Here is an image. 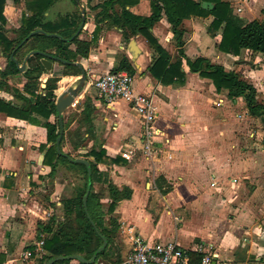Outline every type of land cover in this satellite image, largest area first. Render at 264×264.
I'll use <instances>...</instances> for the list:
<instances>
[{
  "label": "crops",
  "instance_id": "0c3cea01",
  "mask_svg": "<svg viewBox=\"0 0 264 264\" xmlns=\"http://www.w3.org/2000/svg\"><path fill=\"white\" fill-rule=\"evenodd\" d=\"M74 1L76 4L56 0L47 15L58 20L79 10L82 21L80 7ZM78 1L85 10V24L78 38L91 41L98 12L92 8L105 0ZM151 1L140 0L131 11L149 16ZM223 1L243 23H264V0ZM11 6L14 11L25 10L24 3L15 5L13 0H7V23L13 18ZM212 20L207 17L183 21L184 55L191 61L205 58L235 72L255 88L258 102L264 104L263 55L246 49L239 55L220 51V31L216 36L209 32ZM20 25L21 19L17 20V28ZM99 27L97 43L92 45L89 56L76 59L81 66V70L77 67L79 75L61 77L55 95L74 87L81 71L85 72L83 89L75 99L76 105L69 109L79 117L70 121L67 110L63 122L73 131L79 127L81 112L90 105L94 111L82 122L84 144L77 155L92 149L104 150L107 157L120 161L115 165L100 164V175L94 181V190L103 195L104 204L109 202L108 185L131 190L130 198L120 200L111 215L119 224L116 255L123 260L132 248V239L140 237L149 244L175 242L193 261L201 258L198 250L202 248L219 255L225 264H264L261 119L249 115L242 98L233 101L226 90L217 92L211 80L190 72L185 62L183 86L160 83L149 73L156 54L145 38L136 35L126 40L117 27ZM151 33L175 62L176 41L164 15ZM122 57L134 69L135 93L150 96L157 111L155 126L161 138L152 159H146L141 150L140 115L124 101L108 104L92 93L93 80L114 70ZM36 132L37 128L27 122L0 114V264H39V259L24 261V251L39 240V225H45L53 216L62 220V196L69 182L60 174L47 177L51 168L43 165L46 150L40 151L34 138ZM168 187V192L162 193Z\"/></svg>",
  "mask_w": 264,
  "mask_h": 264
},
{
  "label": "trees",
  "instance_id": "16d2710c",
  "mask_svg": "<svg viewBox=\"0 0 264 264\" xmlns=\"http://www.w3.org/2000/svg\"><path fill=\"white\" fill-rule=\"evenodd\" d=\"M71 1L75 3L74 0ZM6 2L7 0H0V51L6 58L5 67L0 70V92L12 95V99L7 101L0 97V114L25 121L37 128L34 138L40 144V151L46 150L43 165L51 168L47 176L49 179L57 177L59 169L64 168L65 173L74 174L75 179L78 178L80 181L74 187L72 196L62 200V220L53 216L48 223L38 226L37 238L44 236V254L39 259V264H46L57 256L80 255L89 260L102 246L103 238L107 241V247L97 256L94 264H120L122 261L115 251L119 224L111 215L120 200L130 198L131 190L127 188L119 190L113 185H108L106 190L109 202L106 204L102 203L103 195L94 190V181L100 175L99 165H115L120 161L107 157L104 150L92 149L83 155L75 157L72 155V152L76 153L84 144L81 125L94 111L90 105H86L81 112L79 127L73 131L68 130L69 124L64 122V134L59 148L62 153L67 154V157L58 154L56 147V140L60 134L55 106L58 83L61 77L79 75L80 71L74 63L79 56L82 58L89 56L92 45L97 43L101 24L121 29L126 40L136 35L145 38L156 54L149 73L160 83L183 86L186 79V73L183 70L185 62L190 72L211 80L217 92L226 90L227 97L233 101L242 98L249 115L260 118L264 125V104L258 102L256 90L252 85L235 72L226 71L219 65L211 64L205 58L191 61L183 52L184 31L181 29L183 21L191 18L212 17L209 32L216 36V33L220 31V51L239 55L241 50L246 49L262 54L264 58V23L257 20L243 23L232 14L229 3L223 0H152L151 14L146 17L131 11L140 0H105L92 8L93 11L98 12L94 17L96 28L91 41L80 40L78 37L69 41L79 27L81 15L77 10L75 15L60 16L58 20L49 17L47 14L56 0H13L15 5L24 3L25 10L22 13L21 25L12 31L14 36L12 39L5 32ZM163 15L170 24L176 41L178 58L175 62L151 33V29ZM37 30H42L45 34L30 36ZM50 35H57L60 38ZM33 51L39 54L30 57L26 70L21 73L11 57L22 64L25 57ZM45 55L51 56L49 60L56 66L49 73L41 63ZM119 71H126L131 76L134 74L132 65L124 57L112 70V72ZM18 76L24 79L23 83H19L22 88L12 87L9 84L10 79ZM66 146H70L71 151L67 150ZM68 158H83L91 165V190L86 207L83 199L89 183L87 169L85 165L72 163ZM168 190L169 187L162 193ZM197 261L199 260L193 262ZM54 264L84 263L68 259Z\"/></svg>",
  "mask_w": 264,
  "mask_h": 264
},
{
  "label": "built area",
  "instance_id": "2783aa9c",
  "mask_svg": "<svg viewBox=\"0 0 264 264\" xmlns=\"http://www.w3.org/2000/svg\"><path fill=\"white\" fill-rule=\"evenodd\" d=\"M91 87L96 94L106 103L124 101L131 109L137 112L141 118L140 143L141 150L146 159H152L156 150L158 139L161 138L159 129L155 126L157 111L153 106L152 98L136 94L133 89V77L126 71L107 72L101 77L94 79ZM74 103L72 106L74 107ZM164 144L167 140H162ZM44 236L23 253V260L30 261L41 259L44 254ZM197 262H193L191 256L177 243L156 242L149 244L140 237L132 239V248L120 264H225L219 255L213 252H204Z\"/></svg>",
  "mask_w": 264,
  "mask_h": 264
},
{
  "label": "water",
  "instance_id": "95a60500",
  "mask_svg": "<svg viewBox=\"0 0 264 264\" xmlns=\"http://www.w3.org/2000/svg\"><path fill=\"white\" fill-rule=\"evenodd\" d=\"M76 2L78 3V5L80 7V10H81V13H82V21H81V24L79 25V28L77 29L76 33L74 34V36L71 39H69V41H72L75 37H78L80 35V33L82 31V28H83V26L85 24V16H84L85 10L79 4V1L78 0H76ZM35 34H42L43 35L45 33L42 30H37V31H34L33 33H31L30 36H33ZM50 36L51 37L55 36V37L60 38L57 35H50ZM24 42L25 41H23V43ZM37 54H39V53L36 52V51L30 52L25 57V59L22 62V64H19V62L14 57H11V59L15 63L17 69L20 72H24L26 70L27 62L30 59V57H32L34 55H37ZM50 58H52V57L49 56V55H45V58L41 59V63L45 67V69H46L47 72H51L52 69H53V63L49 60ZM53 59L58 60L57 58H53ZM74 65H76L81 70V66L79 64L74 63ZM85 80H86L85 72L84 71H81V78L77 81V83L75 84V86L68 88L66 91H64L62 94H60L56 98V103H55V106H56V116H57V118L59 120V127H60V134H59V136H58V138L56 140V147H57L58 154L63 155L64 157H67V154L62 153L60 151V148H59L60 147L61 139H62L63 134H64V122H63L64 114L75 103V99L79 96V93L83 89ZM68 160L70 162H72V163H80V164H83V165H85V167L87 169L89 183H88V186H87L86 195L84 196V199H83L84 206L86 207L87 199H88V196H89V193H90V190H91V176H92L91 165H90V163H89L88 160L83 159V158H76V159L68 158ZM106 247H107V241H106L105 238H103V244H102V246L97 249V251L95 252V254L89 260L85 259L84 257H82L80 255H73V256H69V257L57 256V257H54V258L50 259L46 264H54V263H56L58 261L68 260V259H74V260H77V261H79L81 263H84V264H94L95 261H96V259H97V256L102 251H104Z\"/></svg>",
  "mask_w": 264,
  "mask_h": 264
},
{
  "label": "rangeland",
  "instance_id": "374dc122",
  "mask_svg": "<svg viewBox=\"0 0 264 264\" xmlns=\"http://www.w3.org/2000/svg\"><path fill=\"white\" fill-rule=\"evenodd\" d=\"M16 8L17 7H15V9ZM9 13H10L11 17L13 16V18H12L13 20L11 19L10 22L6 24V26H5V32L8 35V37H10V38L13 39L14 36H13L12 31H14L17 28V20L21 19L22 13H21V10L20 9L19 10L16 9V11H14V8H12V6H11V11ZM15 13H16V15H15ZM5 65H6V58L3 57V55L1 54V51H0V68L3 69L5 67ZM18 78L19 79L15 80V81L14 80H11L9 82V84L12 87H15V86L18 87V86H20L19 82L20 83L22 82V78L20 76H18ZM92 93L96 94L94 90L92 91ZM0 97L3 98V99H5V100H7V101L12 99V95H10L8 93H4V92H2L0 94ZM72 109H74V108H72ZM67 113H68L67 114L68 115V118H70L69 119L70 121H72L74 119H78V117H79V113H77L75 110H72L71 112L69 110ZM51 120L53 121V118ZM66 148H67V150H70L69 149V146H66ZM72 155L75 157V156H77V153L72 152ZM59 170H60L59 171V174L60 175H64V177L67 180V182H69V185H67L66 188H65L66 190H65L64 195L62 196V200L69 199L72 196V192H73L74 187L80 181H79L78 178L75 179L74 174L65 173L64 168H60Z\"/></svg>",
  "mask_w": 264,
  "mask_h": 264
},
{
  "label": "bare ground",
  "instance_id": "6f19581e",
  "mask_svg": "<svg viewBox=\"0 0 264 264\" xmlns=\"http://www.w3.org/2000/svg\"><path fill=\"white\" fill-rule=\"evenodd\" d=\"M70 80V79H69Z\"/></svg>",
  "mask_w": 264,
  "mask_h": 264
}]
</instances>
